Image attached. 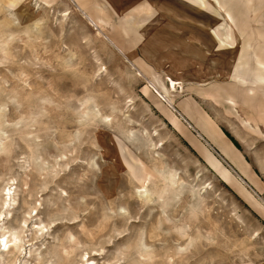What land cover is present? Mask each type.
I'll list each match as a JSON object with an SVG mask.
<instances>
[{
	"label": "rangeland",
	"instance_id": "rangeland-1",
	"mask_svg": "<svg viewBox=\"0 0 264 264\" xmlns=\"http://www.w3.org/2000/svg\"><path fill=\"white\" fill-rule=\"evenodd\" d=\"M0 215V264H264V0H0Z\"/></svg>",
	"mask_w": 264,
	"mask_h": 264
},
{
	"label": "bare ground",
	"instance_id": "bare-ground-1",
	"mask_svg": "<svg viewBox=\"0 0 264 264\" xmlns=\"http://www.w3.org/2000/svg\"><path fill=\"white\" fill-rule=\"evenodd\" d=\"M175 86H176V83L174 81H172V80L168 81V87H170L173 91H175ZM10 194H11V189L8 188L7 189V196H8L7 198H9V201L11 198ZM7 198L5 199L4 205L6 208H10V205L8 203ZM6 216L0 215V218H2V220H4V218H6ZM17 240H18V236H16L15 234H13L9 231L2 232L1 228H0V255H2L4 253H8V252L10 253V251L13 249H16V250L20 249L21 245L17 244Z\"/></svg>",
	"mask_w": 264,
	"mask_h": 264
},
{
	"label": "crops",
	"instance_id": "crops-1",
	"mask_svg": "<svg viewBox=\"0 0 264 264\" xmlns=\"http://www.w3.org/2000/svg\"><path fill=\"white\" fill-rule=\"evenodd\" d=\"M211 34H213V33H211Z\"/></svg>",
	"mask_w": 264,
	"mask_h": 264
}]
</instances>
